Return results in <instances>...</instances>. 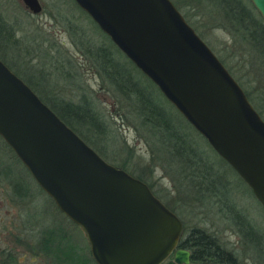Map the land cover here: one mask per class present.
<instances>
[{
	"label": "water",
	"instance_id": "water-1",
	"mask_svg": "<svg viewBox=\"0 0 264 264\" xmlns=\"http://www.w3.org/2000/svg\"><path fill=\"white\" fill-rule=\"evenodd\" d=\"M264 207V119L171 0H73ZM264 19V0H249ZM31 12L38 0H21ZM0 137L83 230L96 264H200L148 185L106 161L0 59Z\"/></svg>",
	"mask_w": 264,
	"mask_h": 264
},
{
	"label": "rangeland",
	"instance_id": "rangeland-1",
	"mask_svg": "<svg viewBox=\"0 0 264 264\" xmlns=\"http://www.w3.org/2000/svg\"><path fill=\"white\" fill-rule=\"evenodd\" d=\"M38 1L41 10L31 13L21 0H0V14L21 29L16 35L24 39L35 38L33 52L52 44L48 52L59 57L53 65L63 73L67 72L68 66L67 77L54 66L50 70L49 63H42L43 56L38 58L33 53L29 61L24 56L22 44L18 46L19 59L11 55L13 51L7 43L6 49L0 50L7 63L55 106H59V100L75 102L82 95L89 97L101 124H78L71 120L73 127L106 161L123 165L126 171L150 184L159 199L165 201L181 220V236L192 227L202 228L229 250L239 264H264V207L246 183L197 131L190 128L192 142L196 141L194 145L202 152V161L198 159L184 169L178 167L176 159H173L175 162L166 161L157 152L150 134L140 127L135 114L130 112L132 106L121 104L113 89L101 82L86 57L75 48L56 10L74 13L77 22L84 26H88L86 17L71 0ZM172 1L195 32L221 57L231 75L249 90L264 119V85L259 80L255 79L256 84L250 80L253 79L250 75L253 61L246 60L249 57L247 48L243 49L223 29L219 13L213 6H205L209 8L205 11L194 0ZM97 35L93 33L94 37ZM170 110L175 117L183 118ZM228 204L235 208L237 214L233 209L232 213L240 222L236 223L231 211L225 207ZM243 223L251 228L248 233L242 229ZM49 233L55 239L63 237L61 248L49 246L52 257L44 251L42 243V237ZM57 258L61 264H77L81 260L83 264H96L80 226L57 209L0 137V264H56Z\"/></svg>",
	"mask_w": 264,
	"mask_h": 264
},
{
	"label": "trees",
	"instance_id": "trees-1",
	"mask_svg": "<svg viewBox=\"0 0 264 264\" xmlns=\"http://www.w3.org/2000/svg\"><path fill=\"white\" fill-rule=\"evenodd\" d=\"M71 1L79 12L86 17L88 26H84L77 22L78 19L75 17L74 13H64L56 10L58 19L61 21L63 28L67 31L68 37L73 42L75 48L86 57L87 63L90 68H93L98 74L101 82H104L106 86L113 89L116 96L122 101L121 104L123 103L124 105L132 106L133 109L130 110V112L135 114L138 119V124L141 125L140 127H143V129L150 134L149 136L152 138L151 141L157 146V152H160L166 161L175 162L173 159H176V162L179 163L178 167L181 169L191 166V164L198 159L199 161H202V152L195 146L196 141H194L195 145L193 144L189 134V128L193 130L195 129L182 117L179 119L172 114L170 108L175 110L180 116V113L164 98L158 88L145 75H143L118 48H116L110 39L98 28L94 21L81 8H79L73 0ZM194 1L205 11L213 6L214 11L219 13L218 19L221 20H219V23L223 26V29H226L232 36L233 41L241 45L243 49L244 47L247 48L246 54H248L249 57L246 60L253 61L250 69L252 71L250 72V75L253 79L250 80L254 81L255 84V79L259 80V82L264 85V19L255 10L251 2L249 0ZM173 4L175 5L174 2ZM205 6H208L209 8H205ZM17 31L21 32V29L17 27V24L14 25L12 22H7L5 17L0 14V50H5V44L7 43L8 47L13 51L11 55L16 59H19L21 56L18 51L20 50L18 46L22 44L24 47V56H26L29 61L32 59L33 53H35V57L38 58L43 56L42 63H49V68L52 70L54 66L53 61L59 58H55L48 52L50 46L52 47V44H50V46L46 45L44 48H38L33 52L35 49L33 43L35 38L24 39L16 35ZM93 33H97V37H94ZM0 59L10 69L12 68L1 54ZM46 60L48 61L46 62ZM219 60L222 63L224 62L221 57ZM54 67L60 69L58 66ZM11 70L26 82L40 99L43 98L35 91L27 78L23 77L15 69L12 68ZM69 70L70 69L67 66V72ZM227 70L229 71L228 68ZM60 71L62 72L61 69ZM67 72H62L64 77H67ZM230 74L232 73L230 72ZM233 78L242 87L248 100L262 117L260 110L256 107L257 104L254 103L255 99L251 96L249 90L238 81L237 77L233 76ZM76 88H78L77 85ZM41 100L44 101L80 137V133L73 127L71 120L78 124L100 125L102 122H99V113L95 110L89 97L86 98L82 95L75 102L69 100H59V102L56 100L59 102L57 103L52 100L59 106L53 105L45 98ZM198 135L202 137L200 134ZM202 139L204 138L202 137ZM115 166L121 167L125 170L123 165ZM133 176L144 181L140 176ZM145 183L151 189L150 184L147 182ZM151 191L153 192L152 189ZM153 194L156 195L154 192ZM162 202L171 209L165 201ZM225 207L231 211V214L236 219V223L240 222L236 215L237 211H235V208H233L231 204L225 205ZM232 209L236 214L232 213ZM241 227L243 230L245 229L244 231L246 233L251 230V228L248 225H245V223H243ZM241 227L239 228L241 229ZM61 239H63L62 236L55 239L50 233L49 235H44L42 237L44 251L52 257L50 253L52 248L49 246L52 244L53 248H61L59 247ZM65 240L67 241V239ZM178 245L189 249L191 260L200 264H239L236 261L235 256L229 250L225 249L213 235L199 227L190 228L186 235L179 238ZM56 264H61L59 258H57ZM77 264H83V260H81V262L77 261ZM162 264H174V262L172 261L171 256H169L164 262H162Z\"/></svg>",
	"mask_w": 264,
	"mask_h": 264
},
{
	"label": "flooded vegetation",
	"instance_id": "flooded-vegetation-1",
	"mask_svg": "<svg viewBox=\"0 0 264 264\" xmlns=\"http://www.w3.org/2000/svg\"><path fill=\"white\" fill-rule=\"evenodd\" d=\"M170 209V208H169ZM173 211V210H172ZM179 218V217H178ZM180 222H181V220H180ZM181 229H182V223H181ZM190 230V229H189ZM188 230V231H189ZM187 231V232H188ZM187 232L184 234V235H186L187 234ZM183 235V236H184ZM183 236H181V230H180V233H179V238H181V237H183ZM179 238H178V242H179ZM178 242H177V245H176V247H180L179 245H178ZM180 248H183V247H180ZM185 249H187V248H185ZM189 252H190V250L189 249H187ZM169 256H171V255H168L165 259H167ZM190 260H191V258H190ZM191 261H193V260H191ZM196 262V261H195Z\"/></svg>",
	"mask_w": 264,
	"mask_h": 264
}]
</instances>
